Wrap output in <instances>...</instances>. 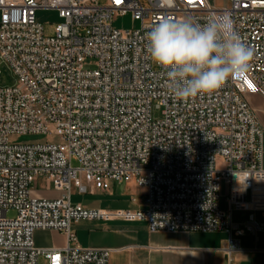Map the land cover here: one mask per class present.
Returning a JSON list of instances; mask_svg holds the SVG:
<instances>
[{
  "label": "built area",
  "instance_id": "obj_1",
  "mask_svg": "<svg viewBox=\"0 0 264 264\" xmlns=\"http://www.w3.org/2000/svg\"><path fill=\"white\" fill-rule=\"evenodd\" d=\"M39 10L58 12L53 36L37 22ZM128 14L139 29L113 27ZM224 14L255 51L248 73L212 95L176 100L165 70L147 53V33L162 18L204 25ZM0 57L16 77L0 87V264H108V250L36 246L37 231L76 241L72 225L80 221L223 232L228 255L246 231L264 234L254 216L264 215V129L249 102L264 100V0H230L226 9L209 0H0ZM154 108L161 119L153 118ZM21 135L58 142L10 143ZM38 179L60 196L35 194ZM132 182L144 190L143 209L104 211L71 201L74 190ZM235 211L250 212L244 228L233 224Z\"/></svg>",
  "mask_w": 264,
  "mask_h": 264
},
{
  "label": "crops",
  "instance_id": "obj_2",
  "mask_svg": "<svg viewBox=\"0 0 264 264\" xmlns=\"http://www.w3.org/2000/svg\"><path fill=\"white\" fill-rule=\"evenodd\" d=\"M250 104L256 111L258 108ZM261 99L260 97H258ZM261 124L264 126L263 121ZM129 187L131 188L132 193ZM76 191V190H74ZM73 191V192H74ZM131 192V191H130ZM58 198L59 192H56ZM89 194L96 199V204H87L84 200L71 201L86 209L104 211L129 210L144 208V190L134 182L112 184L110 190H92ZM227 187L223 186L221 207L226 208ZM134 200V201H133ZM250 212L235 211L233 224L244 228ZM255 220L264 224V215L254 213ZM76 241L68 243L67 237L57 231H37L34 235L39 248L96 249L110 251L108 264H264V234L245 232L239 237L240 248L230 255L226 253L228 235L223 232H166L150 231L143 222L80 221L72 225Z\"/></svg>",
  "mask_w": 264,
  "mask_h": 264
},
{
  "label": "clouds",
  "instance_id": "obj_3",
  "mask_svg": "<svg viewBox=\"0 0 264 264\" xmlns=\"http://www.w3.org/2000/svg\"><path fill=\"white\" fill-rule=\"evenodd\" d=\"M146 40L152 62L165 70L168 93L183 102L212 95L227 80L242 78L255 55L227 14L214 16L204 25L188 17L162 18Z\"/></svg>",
  "mask_w": 264,
  "mask_h": 264
},
{
  "label": "rangeland",
  "instance_id": "obj_4",
  "mask_svg": "<svg viewBox=\"0 0 264 264\" xmlns=\"http://www.w3.org/2000/svg\"><path fill=\"white\" fill-rule=\"evenodd\" d=\"M101 4H105L106 0H98ZM211 5L217 9H226L230 6V0H209ZM37 22L43 25L45 35L50 37L54 35L55 28L59 25L62 20L59 17L58 12L54 10H39L36 13ZM113 27L119 30H136L140 28V23L138 21L133 20L130 14L118 17L113 21ZM16 82V77L13 74L8 63L3 61L0 57V87H10L13 86ZM257 97V96H251ZM249 97V99L251 98ZM253 106L259 109L257 114L259 116L260 123L263 121L264 124V100L257 98H253L251 100ZM153 118L159 120L162 118V110L154 108L153 110ZM262 125V124H261ZM263 129L264 126L262 125ZM58 138L53 137L51 135H21V136H13L10 138V143L16 145H28V144H45V143H57ZM72 166L78 167V162L73 159ZM217 168H223V163L221 161L217 162ZM33 191L37 195L47 196V197H56L57 193L54 190L53 186L50 189H46V186L43 180L38 179L32 186ZM129 193H132L133 190L129 187ZM73 201L84 200L87 204H96V199L91 197L89 194H79L77 191L72 192ZM9 217H13L14 213L9 212ZM38 264H45L43 259H39Z\"/></svg>",
  "mask_w": 264,
  "mask_h": 264
}]
</instances>
